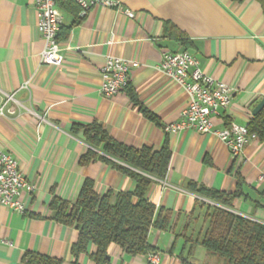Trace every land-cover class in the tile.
Instances as JSON below:
<instances>
[{"label": "crops", "instance_id": "obj_1", "mask_svg": "<svg viewBox=\"0 0 264 264\" xmlns=\"http://www.w3.org/2000/svg\"><path fill=\"white\" fill-rule=\"evenodd\" d=\"M133 12L90 7L85 14L67 0L56 2L62 14L58 41L61 66L43 64L44 41L37 28L35 0H0V151L15 158L26 180L24 213L0 205V264H27L25 253L62 264H92L88 254L71 253L78 230L55 220L53 198L74 202L85 179L99 194L132 191L135 181L109 164L79 162L88 149L83 128L96 122L115 140L131 147L159 150L166 142L170 159L163 178H154L146 196L156 209L171 212L166 230L151 229L148 242L160 252L159 264H217L193 239L204 229L205 207L212 201L189 190V181L242 195L233 211L264 223V142L249 139L241 159L216 136L192 127L167 132L180 120L185 90L157 66L160 52L188 50L208 74L232 88L230 104L212 117L215 128L233 122L246 126L252 108L264 98V13L256 0H119ZM77 10V11H76ZM112 54L139 63L129 68L127 88L115 95L100 91V66ZM151 112L149 119L134 104ZM107 156V155H105ZM255 202L261 206H256ZM189 239H192L191 242ZM112 264H149L146 255L108 248ZM213 256V257H212Z\"/></svg>", "mask_w": 264, "mask_h": 264}, {"label": "trees", "instance_id": "obj_2", "mask_svg": "<svg viewBox=\"0 0 264 264\" xmlns=\"http://www.w3.org/2000/svg\"><path fill=\"white\" fill-rule=\"evenodd\" d=\"M67 1L80 9L74 0ZM256 1L264 13V0ZM130 97L146 117L155 119L151 112L138 103L132 92ZM246 128L264 142V106L253 115ZM83 134L89 145L101 149L107 156L88 149L79 162L86 164L99 159L133 179L135 188L118 192L107 189L99 194L94 189L93 180L87 178L74 202L53 198L51 207L55 211V220L78 230L77 239L71 246L74 258L87 254L89 244L93 245V250L88 254L92 264H112L108 253L111 244L132 256L155 251L148 242V234L151 229H168L171 212L156 209L146 192L154 178H163L166 174L170 159L168 145L165 142L159 150L127 146L115 140L96 122L85 126ZM187 186L189 190L213 202L200 203L205 207L204 229L193 239V244L216 255L221 264H264V223L232 210L233 199L243 194L241 180L238 179L237 188L233 192L213 189L192 181ZM260 195L264 199V191ZM255 205L261 206L257 202ZM189 240L191 242L192 239ZM23 259L27 264H62L58 259L32 252L25 253ZM181 260L182 264H191L184 257Z\"/></svg>", "mask_w": 264, "mask_h": 264}, {"label": "built area", "instance_id": "obj_3", "mask_svg": "<svg viewBox=\"0 0 264 264\" xmlns=\"http://www.w3.org/2000/svg\"><path fill=\"white\" fill-rule=\"evenodd\" d=\"M81 14L90 7L102 6L113 8L116 12L129 17L133 12L123 8L119 0H74ZM37 28L44 41L40 54L43 64L61 66L63 56L57 39L62 22V14L56 0H35ZM139 63L122 57L108 54L100 66V91L104 95H115L125 89L128 84L130 67ZM157 68L168 78L180 85L188 96L186 105L180 110V120L164 126L167 132L176 131L182 127H192L199 133H210L219 138L229 149L231 156L241 159L246 142L257 139L256 134L248 132L246 126L233 122L222 128H215L212 117L218 115L221 109L227 107L232 98L233 90L226 83L215 79L206 73L199 65L198 59L188 50L171 51L163 49ZM13 100L12 94H7L0 115L12 114L5 108L8 101ZM264 182V174L258 176ZM30 192L35 190V184L26 180L19 164L7 152L0 151V205L7 206L18 213H24L25 205L21 198L23 188ZM149 264H159L160 252L147 254Z\"/></svg>", "mask_w": 264, "mask_h": 264}, {"label": "water", "instance_id": "obj_4", "mask_svg": "<svg viewBox=\"0 0 264 264\" xmlns=\"http://www.w3.org/2000/svg\"><path fill=\"white\" fill-rule=\"evenodd\" d=\"M264 106V98H262L253 108H252V114H257Z\"/></svg>", "mask_w": 264, "mask_h": 264}, {"label": "rangeland", "instance_id": "obj_5", "mask_svg": "<svg viewBox=\"0 0 264 264\" xmlns=\"http://www.w3.org/2000/svg\"><path fill=\"white\" fill-rule=\"evenodd\" d=\"M210 255H214V254H211L210 253ZM213 257V256H212ZM214 257H215V259H217V264H221L222 262H221V260L216 256V255H214Z\"/></svg>", "mask_w": 264, "mask_h": 264}]
</instances>
